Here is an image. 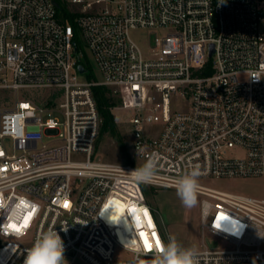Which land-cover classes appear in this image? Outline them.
Masks as SVG:
<instances>
[{
    "label": "built area",
    "instance_id": "built-area-1",
    "mask_svg": "<svg viewBox=\"0 0 264 264\" xmlns=\"http://www.w3.org/2000/svg\"><path fill=\"white\" fill-rule=\"evenodd\" d=\"M71 3L101 80L80 78L74 24L58 19L53 0H0V264H24L50 229L64 264H155L156 239H167L142 185L177 188L194 169L198 264H264V198L209 185L264 176V0ZM134 28L171 30L146 56ZM97 85L128 112L136 164L95 156ZM153 162L151 180L138 181ZM113 204L130 229L113 221Z\"/></svg>",
    "mask_w": 264,
    "mask_h": 264
},
{
    "label": "rangeland",
    "instance_id": "rangeland-1",
    "mask_svg": "<svg viewBox=\"0 0 264 264\" xmlns=\"http://www.w3.org/2000/svg\"><path fill=\"white\" fill-rule=\"evenodd\" d=\"M71 1V0H69ZM70 8L78 11L79 7L70 4ZM76 19V18H75ZM72 23L71 21H66ZM77 26V24L75 23ZM171 28H134L130 31L131 38L139 44L144 54L149 56V49L154 44L156 37L164 36L170 32ZM77 38L79 48L83 52V58L87 67V72L79 74L83 80L98 81L103 78L92 51L87 46L82 37L81 30L77 27ZM36 90H31L35 93ZM24 90L19 92L20 99L25 98ZM121 101V99L119 98ZM119 103L114 107L117 134L111 131L102 130V119L100 132L96 142L95 156L98 159L123 164H136L137 160L132 151V139L130 133V125L128 122V112L121 108ZM183 103L177 102L175 106L181 108ZM62 117V116H61ZM63 118V117H62ZM48 139L46 138V141ZM235 155L243 156V151H236ZM209 185L232 192L254 195L264 198V176L258 177H238L212 179ZM143 194L147 203L152 207L159 227L169 243L170 239L175 241L183 248L200 249L201 233H200V199L197 194V204L188 208L185 207L181 198L177 195V188H163L153 185H142ZM114 211L113 221L120 227L125 226L122 221L123 206L113 204L110 208ZM122 238H124L123 230L119 229ZM213 239L209 237L208 240ZM125 240V239H124ZM129 252L118 249L117 256L126 258ZM131 255V254H130Z\"/></svg>",
    "mask_w": 264,
    "mask_h": 264
},
{
    "label": "clouds",
    "instance_id": "clouds-1",
    "mask_svg": "<svg viewBox=\"0 0 264 264\" xmlns=\"http://www.w3.org/2000/svg\"><path fill=\"white\" fill-rule=\"evenodd\" d=\"M136 172L138 181L148 182L155 174V164L154 162L147 164ZM199 175V170L194 169L178 180L177 195L185 207L192 208L197 204ZM64 251L61 237L55 230L50 229L27 250L24 264H34V258L37 257L39 259L35 264H64L66 260ZM197 255L195 248H183L172 238L166 245L158 247L155 264H198Z\"/></svg>",
    "mask_w": 264,
    "mask_h": 264
},
{
    "label": "trees",
    "instance_id": "trees-1",
    "mask_svg": "<svg viewBox=\"0 0 264 264\" xmlns=\"http://www.w3.org/2000/svg\"><path fill=\"white\" fill-rule=\"evenodd\" d=\"M53 1H56L58 4V6H56L58 19L63 23L68 20L73 22L75 27L74 41L78 45L79 52L83 53L82 50L79 48V42L77 38V26L75 25V18L78 15V11H74L70 8L71 1L69 0ZM80 62L85 65L83 56ZM93 91L98 104L100 116L103 121L102 130H109L113 134H117L114 107L119 103V97L113 92V90L109 86L106 85L94 86Z\"/></svg>",
    "mask_w": 264,
    "mask_h": 264
},
{
    "label": "snow or ice",
    "instance_id": "snow-or-ice-1",
    "mask_svg": "<svg viewBox=\"0 0 264 264\" xmlns=\"http://www.w3.org/2000/svg\"><path fill=\"white\" fill-rule=\"evenodd\" d=\"M65 206H67V205H65ZM133 211H135L134 209H133ZM145 216H147V211L145 210ZM221 218H223V217H221ZM137 219H139V218H137ZM27 222V221H26ZM152 225H151V221H149V227H151ZM9 227H16L15 225H9ZM18 230V229H17ZM140 235H141V237L143 238V242H144V246H145V248L147 249V250H150L151 249V247H152V245L151 244H149V242H148V240H147V238H146V236H145V234L143 233V232H141L140 233ZM153 236H155V233H153ZM156 246H157V248L158 247H160V240L157 238L156 239ZM38 257L37 258H34V264H35V262H37L38 261Z\"/></svg>",
    "mask_w": 264,
    "mask_h": 264
},
{
    "label": "water",
    "instance_id": "water-1",
    "mask_svg": "<svg viewBox=\"0 0 264 264\" xmlns=\"http://www.w3.org/2000/svg\"><path fill=\"white\" fill-rule=\"evenodd\" d=\"M53 3H54L55 6H58V4H57L56 1H53ZM74 46H75V51H77V50H78V45H77L76 42H74ZM212 48H213V45H212ZM212 53H213V51H212ZM78 70H79L80 73H82V74L87 72V68H86V66H85L83 63H80V64L78 65Z\"/></svg>",
    "mask_w": 264,
    "mask_h": 264
},
{
    "label": "bare ground",
    "instance_id": "bare-ground-1",
    "mask_svg": "<svg viewBox=\"0 0 264 264\" xmlns=\"http://www.w3.org/2000/svg\"><path fill=\"white\" fill-rule=\"evenodd\" d=\"M122 215H123V211H122ZM122 221H123V224H124L126 227H128V229H130V225H129L128 220H127L126 218H124L123 216H122Z\"/></svg>",
    "mask_w": 264,
    "mask_h": 264
}]
</instances>
